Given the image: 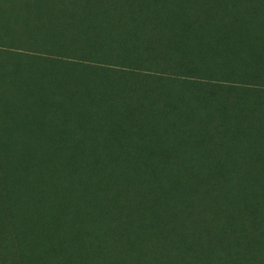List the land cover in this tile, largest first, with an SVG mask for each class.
<instances>
[{"label":"rangeland","instance_id":"1","mask_svg":"<svg viewBox=\"0 0 264 264\" xmlns=\"http://www.w3.org/2000/svg\"><path fill=\"white\" fill-rule=\"evenodd\" d=\"M0 12V243L12 244L0 264H134L93 219L139 247L149 227L128 219L133 200L176 222L188 186L191 206L233 194L232 176L246 186L254 166L264 186V0H0ZM181 223L156 241L185 244Z\"/></svg>","mask_w":264,"mask_h":264},{"label":"trees","instance_id":"2","mask_svg":"<svg viewBox=\"0 0 264 264\" xmlns=\"http://www.w3.org/2000/svg\"><path fill=\"white\" fill-rule=\"evenodd\" d=\"M155 5L151 3L152 7ZM2 15L0 12V18ZM6 43L8 39L3 40L0 36V70L4 73L7 72L6 68L4 69L7 63L2 55L7 53ZM259 171L260 167L254 166L251 175L245 179L246 186L241 184L242 177L232 176L228 185L233 186L232 189L230 188L233 194L222 187L212 188L209 192L210 198L204 196L193 206L189 203L192 198V188L188 186L185 195L178 197L177 207L171 209L177 218L176 222L168 221L167 217L166 219L157 217L156 221L150 220L147 217L149 216L148 210L136 209L141 201L140 198L133 200L130 211L127 212L128 219L138 217L149 227L144 231L145 237H142L143 242L139 243V247H133V243H130L125 236L126 232L115 227L111 221L102 219L99 225L93 226V222L96 221L93 219L90 225L104 231L113 229L116 237L119 238L118 244L121 246L127 247L129 243V248L123 251L133 260L134 264H264V186L258 183ZM249 187L261 192L257 198L252 197ZM170 189L171 185H164L162 194L166 191L170 192ZM230 195L238 196L239 202L236 205H227ZM210 201L213 202L214 207L210 213H207L205 207ZM184 215L185 222L187 221L185 244L169 243L172 246L165 247L166 243L161 245L162 241H156L166 231V228L171 226L170 223L182 224ZM257 225L259 227H256ZM9 227L10 224L1 223L0 235H4V230L7 231ZM31 244L30 239L27 238L17 245L20 247L18 249L20 259L25 258ZM9 245L12 244L2 241L0 248ZM33 245L36 246V243ZM162 246L169 251L168 256H165L162 251L161 254H156L157 249L161 250ZM137 256L139 259H136Z\"/></svg>","mask_w":264,"mask_h":264}]
</instances>
